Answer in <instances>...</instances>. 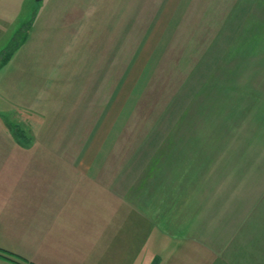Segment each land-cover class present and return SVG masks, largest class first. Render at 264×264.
<instances>
[{
    "label": "rangeland",
    "instance_id": "374dc122",
    "mask_svg": "<svg viewBox=\"0 0 264 264\" xmlns=\"http://www.w3.org/2000/svg\"><path fill=\"white\" fill-rule=\"evenodd\" d=\"M186 3L171 21L161 52L143 74L138 64L134 73H102L100 84L101 74L92 80L85 73L59 71L51 63L58 58L51 56L53 42L48 41L45 53L27 58L31 65L23 71L19 72V63L23 69L26 58L18 55L0 65V124L16 132L0 142V162L6 161L11 174L29 157L40 164L75 162L84 160L86 152L89 158L100 150L99 159L106 161L115 160L118 145L130 141L142 150L161 146L143 168L139 164L145 158L147 162V153L136 154L137 175L171 179L181 162L195 161H188V171L178 174L186 176L179 185L189 187V177L197 193L192 199L182 195L177 215L187 232L211 246L208 254L200 248L199 264H264V0ZM24 11L27 17L29 9ZM104 11L95 9L87 19L91 38L103 28L106 33L111 29L112 24L101 23L120 19L112 16L113 10ZM46 28L40 26V34L52 35ZM12 34L7 49L18 43ZM17 38L21 42V34ZM27 47L31 49V41ZM1 51L0 61L6 53ZM72 61L73 68L79 65ZM222 64L230 69L225 71ZM119 78H123L119 93L108 101ZM15 144L41 149L20 153L9 149ZM179 147L184 149L182 161L175 159ZM10 179L0 176V192L7 185L5 192L11 190ZM157 183L154 180L153 185ZM23 243L19 246L10 237L2 246L19 252ZM170 247V240L165 246L163 241L161 246L153 242L149 251L166 255ZM185 252L184 260L192 262Z\"/></svg>",
    "mask_w": 264,
    "mask_h": 264
},
{
    "label": "crops",
    "instance_id": "0c3cea01",
    "mask_svg": "<svg viewBox=\"0 0 264 264\" xmlns=\"http://www.w3.org/2000/svg\"><path fill=\"white\" fill-rule=\"evenodd\" d=\"M188 5L186 0H0V50L6 51V43L14 32L18 43L11 58L17 55L26 58L23 69L19 63V72L31 65L27 58L45 53L44 42L48 41L53 42L51 56L58 58L51 63L54 69L58 66L59 71L85 73V77L90 75L92 80L101 74L100 84L104 78L102 73L130 74L138 64H142L140 72L143 74L151 59L161 52L171 21ZM25 9H29L27 17ZM95 9L113 10L112 16L120 19L101 23L104 27L112 24L111 29L106 33L107 27L103 28L91 38L86 32L87 19L95 14ZM40 26H47L46 32L52 35L40 34ZM18 34L22 36L21 42ZM73 59L75 64L79 62L75 68ZM242 63L240 60L238 69ZM221 66L225 71L230 69L226 64ZM121 79L113 83L108 101L119 93ZM128 79L122 86H126ZM12 133L16 132L0 124V137L5 139L0 142H6ZM105 142L101 143V148ZM15 145L9 149L20 153L25 150L36 153L41 149L40 146ZM155 147L147 145L142 150L130 141L118 145L115 160L106 161L99 159L100 150L92 153L90 159L86 152L84 160L75 162L40 164L29 157L28 161L33 162L18 163L11 174L7 173L6 161L0 162V176H10L12 186L9 192H5L8 185L0 192L4 194L0 201L5 202L0 207V246L10 237L19 246L24 242L18 253L37 264H199L200 248H205L208 254L211 246L201 243L197 234L188 233L177 215L178 201L184 199L182 195L192 199L191 195L197 193L191 189L193 179L188 177L189 187L184 190L179 184L186 176H178L188 171L191 164L188 161H195L187 158V162H181L178 174L171 179L137 175L136 154L147 153V162L145 158L139 165L141 168L146 163L149 166L155 158L152 153L161 148ZM178 149L175 159L182 161L184 149ZM183 165H187L186 168ZM154 180L158 183L153 185ZM162 182L172 185L171 188ZM178 186L182 192L179 195ZM168 240L171 251L166 255L149 251L153 242L161 246L163 241L165 246ZM23 247L30 253H24ZM184 250L192 262L184 260Z\"/></svg>",
    "mask_w": 264,
    "mask_h": 264
},
{
    "label": "trees",
    "instance_id": "16d2710c",
    "mask_svg": "<svg viewBox=\"0 0 264 264\" xmlns=\"http://www.w3.org/2000/svg\"><path fill=\"white\" fill-rule=\"evenodd\" d=\"M16 43V42H15ZM16 44L11 45L10 48L6 49V53L2 55L0 65H4L11 58V54L15 49ZM0 260L9 262L10 264H37L36 262L26 258L18 252L11 251L7 248L0 246Z\"/></svg>",
    "mask_w": 264,
    "mask_h": 264
}]
</instances>
